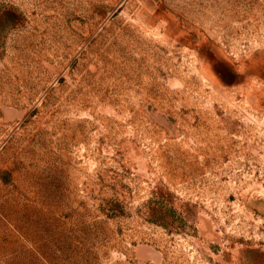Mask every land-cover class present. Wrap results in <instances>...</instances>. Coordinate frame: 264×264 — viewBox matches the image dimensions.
<instances>
[{"label": "rangeland", "instance_id": "rangeland-1", "mask_svg": "<svg viewBox=\"0 0 264 264\" xmlns=\"http://www.w3.org/2000/svg\"><path fill=\"white\" fill-rule=\"evenodd\" d=\"M0 264H264V0H0Z\"/></svg>", "mask_w": 264, "mask_h": 264}]
</instances>
